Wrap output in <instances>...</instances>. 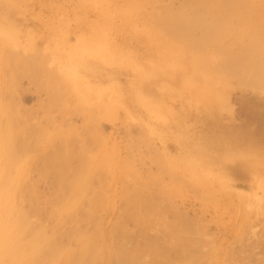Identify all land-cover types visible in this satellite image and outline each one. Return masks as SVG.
I'll list each match as a JSON object with an SVG mask.
<instances>
[{
  "label": "rangeland",
  "instance_id": "1",
  "mask_svg": "<svg viewBox=\"0 0 264 264\" xmlns=\"http://www.w3.org/2000/svg\"><path fill=\"white\" fill-rule=\"evenodd\" d=\"M1 50L11 60L13 50L36 55L44 78L65 87L59 111L75 117L71 128L61 117L43 118L38 130L25 125L43 143L20 148L30 168L16 200L0 204L4 216L15 205L27 221L19 225L29 238L23 247L36 238L49 255L39 264H63L69 251L68 264H121L120 246L144 249L140 264H264V0H0ZM6 57L0 91L12 64ZM28 84L21 79V88ZM6 99L3 128L9 111L34 113L41 102ZM101 108L109 120L93 127L89 115ZM64 137L88 167L58 169ZM48 141V155L40 153ZM146 183L150 207L117 199ZM91 237L98 245L85 250ZM56 238L57 250H47ZM21 247L13 256L29 264V245ZM10 259L4 250L1 260Z\"/></svg>",
  "mask_w": 264,
  "mask_h": 264
},
{
  "label": "bare ground",
  "instance_id": "2",
  "mask_svg": "<svg viewBox=\"0 0 264 264\" xmlns=\"http://www.w3.org/2000/svg\"><path fill=\"white\" fill-rule=\"evenodd\" d=\"M7 52H9V50L7 51ZM6 52V53H7ZM14 53V54H13ZM15 53H17L16 51L14 52V50L12 51V53H11V57H12V54L15 56H13V58H15L14 60H16L17 62H15L14 64H13V62H14V60H11L12 58H10V55L8 56V55H6L5 56V50H1V52H0V69H2V66H3V64H2V60L4 59V57H6V58H8V64L10 63H12L10 66H8L9 67V74H7L6 75V79L4 80L5 81V83H6V81H7V83L6 84H8V86H4V88L5 89H1V91H0V204L1 203H3L2 202V200H6L7 199V197H10L11 198V200H12V198H16L15 196H18L17 194L19 193H15L18 189H16V187L18 188V186H20L21 185V181H22V179H23V177H24V175H26L27 174V172H28V170H29V168H30V164H31V159L30 158H28L30 155H27V154H23V153H25V152H23L22 154H21V152H20V148L23 146L24 148L23 149H25V150H29V149H31V145H32V139L33 140H35L34 142H37L38 143V145H39V143L40 142H42L43 143V141H39V139L38 140H36L39 136H38V134H37V130L39 129V126H38V124H40V123H42V119L43 118H45V120L47 121V123H57V120L59 119L58 117H61V122L63 123V122H66L65 124H69V125H71V126H74L75 127V125H73V121H74V119H75V117H74V119H73V112H72V110H70L71 112H68V110H65V111H59V109H58V105H60V103L63 101V96H62V88L64 87V86H61L59 83H57V80H56V83H54L55 82V80L53 79V78H51V77H49V78H44V76H46L47 75V73H45L44 74V71H45V69L43 68V66H42V64H41V62H40V64H38L39 62H37V64L35 65V64H33V62L34 61H38V57L35 55V57L37 58H33V57H31L30 56V58H32V60L29 58V56L28 55H25V54H23V53H21V52H19L18 54H15ZM34 55V54H33ZM9 58H10V60H9ZM20 60H22V61H28L29 60V62H32V65H28V66H24V67H21V63H20ZM31 60V61H30ZM10 61H12V62H10ZM38 65H41L40 67L38 66ZM42 67V68H41ZM10 76V77H9ZM8 78H10L11 79V82H8V81H10ZM24 78H27L28 79V85H30L29 87H28V85H27V87H25V88H21V85H20V81H21V79L23 80ZM4 83V84H5ZM10 83V84H9ZM255 83V82H254ZM254 83H253V85H254ZM55 85H57V86H55ZM60 85V86H59ZM24 87V86H23ZM62 87V88H61ZM65 88V87H64ZM63 88V89H64ZM65 90V89H64ZM43 94H45L46 96H47V99H48V101L45 103V102H42L41 100L43 99L42 98V96H43ZM37 98L36 100H37V103H38V101H41L37 106H40L39 107V109L37 108L35 111L36 112H32V111H28L27 110V108H26V110L24 111V113L23 114H21V112L19 111V110H17V109H14L15 111L17 110L18 111V113H17V111L15 112L13 109V111L15 112H13L12 110H11V107L9 108L11 111H9V114L11 113V115H12V117L10 116V115H7L6 114V119L5 118H3V119H5V127L3 128L2 127V125L4 126V123H2V121H1V115H3V114H5V112L2 110L4 107H2V105H5L4 103V101L5 100H7L6 98H10V99H13L14 100V102L15 103H18V101H25V100H29V99H33V98ZM40 97L42 98V99H40ZM40 99V100H39ZM83 100V99H82ZM35 101V100H34ZM37 103H35V104H37ZM8 104V103H7ZM6 104V105H7ZM22 104H24V103H20L19 105H22ZM8 106V105H7ZM22 106H25L26 107V105L24 104V105H22ZM36 106V105H35ZM25 107H23V108H25ZM36 108V107H35ZM7 109H8V107H7ZM28 109H32V106H31V108H28ZM41 109V110H40ZM64 109H66V108H62L61 110H64ZM101 110H102V113L100 114H98L97 115V118H94V116L96 115V112H95V115L93 114H91V115H89L90 117L88 118L89 120H91V122L90 121H88V122H90L92 125H93V123L94 122H96L97 123V126L98 127H101V128H103V125H104V123L105 122H107L108 120H109V117H110V115L108 114V111L106 112V111H103L104 109H102L101 108ZM56 111H58V112H60V114L59 113H57V114H55V112ZM17 113V114H16ZM72 113V114H71ZM16 114V115H15ZM90 114V113H89ZM14 116H15V119L17 120V118L21 121V123H20V121L18 120V122H16L15 120H14ZM82 116V115H81ZM3 117H5V115H3ZM76 117H78V116H76ZM87 117H88V114L86 115V113L84 112V114H83V117L82 118H84V119H87ZM94 119H93V118ZM92 118V119H91ZM2 119V120H3ZM73 119V120H72ZM13 120H14V122L18 125V123H20L18 126L16 125V131L17 130H19L21 127L20 126H23L24 127V138L23 139H21V137H20V140H18L19 139V136H18V138L15 136V134H16V132H15V130L13 129V128H15L14 126H13ZM71 120H72V122H71ZM95 120V121H94ZM4 121V120H3ZM44 121V120H43ZM45 121V122H46ZM94 121V122H93ZM102 121L104 122V123H102ZM93 122V123H92ZM23 123V124H22ZM30 123H32V126H31V128H33V129H37V130H33V131H30L29 133H28V131L26 132V129H25V127L27 126L28 128L30 127L28 124H30ZM54 124H52V125H54ZM26 125V126H25ZM68 125V126H69ZM87 125V124H86ZM95 125V124H94ZM94 125H93V127H94ZM105 125H106V123H105ZM105 125H104V127H105ZM71 126H69V128H71ZM96 126V125H95ZM82 127H85V125L84 126H82ZM18 128V129H17ZM27 128V129H28ZM99 129L98 128V130H100V132H102L101 130L102 129ZM30 129V128H29ZM96 129V128H95ZM20 130H22V128L20 129ZM32 130V129H31ZM20 132H22V131H20ZM73 132V131H72ZM27 133V134H26ZM79 134H75V135H79L80 137L82 136V133L81 132H78ZM18 134V133H17ZM81 134V135H80ZM18 135H20V134H18ZM21 136V135H20ZM74 136V134L73 135H71V137H73ZM79 136H77V137H75V138H77V139H79L78 141H77V144L80 142V141H83V143L81 142V144L83 145L82 147L84 148V145H85V148H87L86 147V144H87V146H88V143H86L87 141H88V139H87V141H84V139L86 140V138L83 136V138L81 139V138H79ZM73 137V138H74ZM107 137V136H106ZM69 138H70V136H69ZM72 138V139H73ZM95 136H92V139H93V142L95 141ZM17 139V140H16ZM64 139H65V137H64ZM63 139V140H64ZM102 141L101 142H103L104 140V142H105V144L107 145L108 144V141L106 142V139H101ZM39 141V142H38ZM70 141V140H69ZM68 139H65V141H62L61 142V144H62V146H63V148L62 149H60L59 151H56V156H57V153H59L58 155H59V157L57 156V162H56V165L57 166H59L58 167V169L59 170H61L64 166H68V167H71V168H73V169H78V168H81V167H83V166H85V167H88L87 165H88V163H89V159L88 158H86L85 157V155L83 154H81L82 156H84L87 160H84L83 158L84 157H82V158H80V154H78L77 153V155H79V156H77L74 152L75 151H71L70 152V148H73L72 146V142L70 141V146H68ZM92 141V140H91ZM97 141V140H96ZM104 142L103 143H101V144H103V150H106L107 148H106V146L104 145ZM72 143V144H71ZM80 144V145H81ZM50 144H49V141H48V143H47V145H43L42 147H40L39 149H40V153H42V154H44L45 153V155H48V153H46L47 152V150H46V147L47 146H49ZM79 145V144H78ZM32 146H34V145H32ZM40 146H41V143H40ZM61 146V147H62ZM15 147V151L13 150L12 151V149ZM80 149H83L81 146H78ZM89 147V146H88ZM57 148H59V147H57ZM74 149V148H73ZM72 149V150H73ZM88 149V148H87ZM58 150V149H57ZM64 152H63V151ZM75 150V149H74ZM84 150H86V149H84ZM39 151V150H38ZM78 151V150H77ZM62 152V153H61ZM73 152V153H72ZM81 152H83V151H81ZM54 153V152H53ZM72 154V155H71ZM27 156V157H25V156ZM55 155H53V156H55ZM75 155V156H74ZM71 156V157H70ZM75 158L76 157V159L78 160V161H76L75 159H73V157ZM46 157V156H45ZM61 159V160H60ZM90 160H92V159H90ZM80 161H82V163L80 162ZM53 163H55V161L53 162ZM82 164V165H81ZM146 163H144V165H145ZM33 165V164H32ZM139 169V168H138ZM141 170L142 169H140V174H139V176L141 175V173L143 172H141ZM144 170V169H143ZM15 172V173H14ZM134 173L136 174V170L134 171ZM135 183V182H134ZM143 183H145V182H143ZM137 184V183H136ZM136 184H134L133 186H132V188L130 189V190H128V192L127 193H129V194H125V195H123V196H119V197H117V199H121V198H125V199H129V200H131V203L133 204V205H135V206H138V204H140V205H142V204H147L148 205V202L150 201L151 202V200L152 199H154V195L152 194V190H149V192L147 193L146 192V188L148 187V184L146 183L145 185L146 186H144V187H142V185H140V186H138V185H136ZM23 185V184H22ZM15 189H16V191H15ZM24 189V188H23ZM22 189V190H23ZM24 191V190H23ZM23 191H22V194H23ZM125 192V193H126ZM16 194V195H15ZM116 194V193H115ZM21 196H23L24 197V194L23 195H21ZM151 197L152 199H150V198H148V200L149 201H147L146 203H145V201H144V198L146 197ZM16 200V199H15ZM22 202H23V199H22ZM83 202V201H82ZM82 202H81V205H82ZM89 202V201H88ZM88 202H87V207H88V205H89V207H91L92 206V203H91V206H90V204H88ZM143 202V203H142ZM149 202V204H152L153 205V203H150ZM85 205V204H84ZM86 206H82V209L83 208H85ZM88 207V208H89ZM142 207V206H141ZM140 207V208H141ZM145 207H146V205H145ZM148 207H150V205H148ZM20 208V207H19ZM18 208V209H19ZM16 209V207H15V205H12V206H10L9 207V210L8 211H5V216L0 212V264H6V262L5 261H2L1 260V254H3V252H4V250H7V251H10V256L12 255V259H10V261L11 262H13V259H14V263L15 264H19V263H21V261H22V258L18 255V256H13V253H16V251H19V249H18V247H21V249H23L25 246L26 247H28V245H29V249L27 248L26 249V251H28V253L26 252V251H24L25 253H27V255H25L26 257H24V258H26V260H27V262L26 263H28V261H29V264H39V262H43V259L44 258H48V254H44V252H45V249L42 247V245H41V243L36 239V238H33V239H31L24 247H23V243L22 242H26L27 240H25V239H29L28 238V236H27V238H22V231H19V225H20V223L22 222H25L24 220V218H22V221H21V219L19 220L18 218H16V217H18V215H19V213H17V209ZM21 209V208H20ZM60 209V208H59ZM86 209V208H85ZM84 209V210H85ZM154 211L155 210H157V214H160L159 213V211H160V209L158 208V205H157V208L155 209V207L154 208H152ZM159 209V210H158ZM61 210V209H60ZM88 210V209H87ZM87 210H85V212L87 213V215H89L88 214V212H87ZM21 211H24V210H21ZM142 212L141 213H143V208H142V210H141ZM23 213V212H22ZM90 213H92V207L90 208ZM137 213H139V212H137ZM154 213V212H153ZM152 213V214H153ZM155 214V213H154ZM157 214H155V217L157 216ZM162 214V213H161ZM27 215V214H26ZM26 215H25V217H26ZM91 215V214H90ZM133 215H136V216H138V220H140V218L142 217V215L140 214H136L135 212H133ZM143 215H145V214H143ZM146 215H150L149 213H146ZM24 216V215H23ZM22 215H21V217H23ZM129 215H127V213H126V218L128 217ZM153 216L154 215H152V218H153ZM86 217V216H85ZM89 217V216H88ZM135 217V216H134ZM140 217V218H139ZM143 217H145V216H143ZM143 217H142V219L141 220H143V222H144V219H143ZM154 217V218H155ZM163 218V216L162 215H160V216H157V218ZM181 217V216H180ZM20 218V217H19ZM129 218V217H128ZM158 218V219H159ZM24 219V220H23ZM83 219H85V218H83ZM137 219V218H136ZM78 221V220H77ZM86 221V220H85ZM27 222V221H26ZM25 222V223H26ZM90 222V221H89ZM88 222V223H89ZM142 222V223H143ZM25 223H23V225L25 226ZM91 223V222H90ZM89 223V224H90ZM123 226V225H122ZM120 227H121V224H120ZM124 227V226H123ZM146 227V226H145ZM145 227H143V228H145ZM76 228V227H75ZM80 228V227H79ZM81 229V228H80ZM76 230V229H75ZM77 230H78V228H77ZM82 231V230H81ZM87 231V230H86ZM73 232H75V231H73ZM78 232H79V230L78 231H76L75 233H74V235L77 233V236H79L80 235V233L78 234ZM69 233H71V232H69ZM20 235V236H19ZM81 235H82V233H81ZM72 236H73V234H72ZM71 236H68V238H70ZM92 237H94V236H92ZM91 237V240L90 241H87V242H85L84 244H83V247L84 246H87V247H85L84 249L85 250H90L91 248L90 247H88V245L91 243V242H93V245H94V243H95V245H98L96 242H94L95 240H94V238H92ZM21 238V239H20ZM22 240V241H21ZM24 240V241H23ZM165 241V240H164ZM174 240H172V243H173V245H174V242H173ZM57 244H58V241H57V238L56 239H53L52 240V243L51 244H48V246H47V250H49V251H51V250H54V251H56L57 249ZM145 244V243H144ZM150 244V243H149ZM169 245H171V243H168ZM21 245V246H20ZM94 245V246H95ZM146 246V245H145ZM160 247H162L161 245H159ZM159 246H157V250H158V247ZM172 246V245H171ZM25 247V248H26ZM102 247V246H101ZM41 248H43L44 250V252L41 254ZM18 249V250H17ZM93 250H94V248H92ZM102 249V248H101ZM105 249V248H104ZM145 249H147V248H145ZM137 250H140V252L141 251H143L144 249H142V248H137ZM137 250H134L133 251V249L131 250V252H128L127 250H125V248L124 247H122V246H120V248H119V252H120V255L118 256L119 257V260H120V262H121V264H135L134 263V260H136V262H137V264H140V258H141V254H139L140 252H138ZM156 250V251H157ZM133 251V252H132ZM137 251V252H136ZM145 251V250H144ZM152 251H154V250H152ZM155 251V252H156ZM190 251V250H189ZM183 253H184V251H182ZM188 252V251H187ZM187 252H185V253H187ZM144 253V252H143ZM182 253V254H183ZM71 254H72V252H68L67 253V257H66V259L64 260V262H63V264H68L69 262H70V260H69V258L71 257ZM117 254H118V252H117ZM155 254V253H154ZM188 254V253H187ZM45 255H46V257H45ZM163 255H165V253L163 254ZM163 255H162V258L161 257H159V259L161 258V259H163ZM156 256V255H155ZM7 257V256H6ZM14 257H16V258H14ZM43 257V258H42ZM4 258V257H3ZM17 258H19V259H17ZM158 258V257H157ZM158 259V260H159ZM164 259H165V257H164ZM24 260V259H23ZM73 261H74V259H72ZM10 261L7 263V264H9L10 263ZM24 261H22V263H23ZM50 262H51V264H59V263H62V262H60V261H58V260H56V259H51L50 260ZM74 262H76V261H74ZM131 262H133V263H131ZM14 263H10V264H14Z\"/></svg>",
  "mask_w": 264,
  "mask_h": 264
}]
</instances>
